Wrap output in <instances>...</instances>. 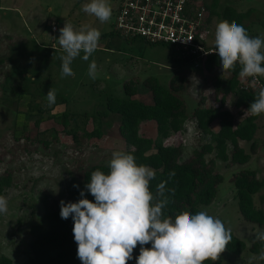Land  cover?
Wrapping results in <instances>:
<instances>
[{
	"label": "rangeland",
	"instance_id": "obj_1",
	"mask_svg": "<svg viewBox=\"0 0 264 264\" xmlns=\"http://www.w3.org/2000/svg\"><path fill=\"white\" fill-rule=\"evenodd\" d=\"M89 2L90 0H0V176L11 175L10 185L0 195L8 202L7 212L0 214V254L17 264L23 263L28 257L29 228L44 223L42 199L47 197L49 200L59 203L63 200L66 203L67 187L71 180H78L83 170L91 165H109L113 153L126 149V144L117 132L118 120L113 115L101 119L102 133L99 138L80 137L79 131V141L67 135L63 126L50 115L64 110L72 113L99 111L102 109L100 104L103 93L121 96V86L129 80L138 83L135 98L147 103L149 97L140 83L147 77H155L160 83L167 84L176 73L185 81L181 97L187 108H194L200 98H204L202 106L207 107L216 103L220 95L213 100L211 86L205 84L204 77L217 75L225 80L230 76L220 68L205 72L201 64L194 69L191 62L176 61L180 58L179 53L171 52L165 45H148L138 41L128 43L118 38L116 34L110 33L118 0H107L111 7V18L105 23L82 10V5ZM210 2L211 0H197V3L205 6L208 14ZM226 6L242 13L247 11L240 25L250 37L264 39V0H217L215 11L219 16H211L207 23L210 31L208 45H215V28L217 23L224 20L220 14ZM65 22L70 23L77 31L82 26L95 28L101 35L98 46L89 59L84 60V53L81 52L70 65L74 75L62 78L61 57L65 53L57 40ZM261 51L264 52V48ZM93 60L97 65L95 79L88 75L89 65ZM261 78L264 79V76ZM238 80L241 85L250 84L247 78L239 77ZM25 82L29 84L28 91L35 92L37 88L45 93L44 99H47L49 89L65 99L49 105L48 101L35 95L34 103H37L36 106L41 108L42 113L33 111L22 119L30 141L25 140L23 134L18 140L13 138L16 111H24L21 102L15 103L14 88ZM40 83L43 88L38 87ZM234 99L232 95L227 96L224 108L231 113L232 121L237 125L244 122L248 113L236 108ZM40 117L42 120L35 125L34 121ZM256 123L255 153L244 165H227L216 159L215 169L223 176V180L217 186L212 203L201 207V211L220 219L227 229L247 245L264 232V228H252L239 217L231 176L239 169L246 168L254 170L258 178L264 177V114L259 115ZM92 125L88 120L86 130L91 131ZM72 126L71 123L69 127ZM211 127L213 130L217 129L215 123ZM16 130L21 131L22 127L19 126ZM138 133L145 138L154 139L155 123L141 122ZM208 139L196 127L195 121L188 119L180 131L163 139L162 144L180 145L181 158L187 159L193 149L200 147ZM40 141H44L46 146L38 143ZM239 145L248 149V144L243 141ZM255 199L259 202L258 196ZM139 254L140 248L132 254L131 261L136 262ZM220 257L226 264H259V258L248 252L239 255L223 252Z\"/></svg>",
	"mask_w": 264,
	"mask_h": 264
},
{
	"label": "trees",
	"instance_id": "obj_2",
	"mask_svg": "<svg viewBox=\"0 0 264 264\" xmlns=\"http://www.w3.org/2000/svg\"><path fill=\"white\" fill-rule=\"evenodd\" d=\"M216 5L217 0H211L207 23L211 16H219L215 11ZM246 12H238L233 7L226 6L220 16L229 23L235 21L240 25L243 17L247 15ZM110 33L116 34L113 27ZM102 36L106 37V34ZM118 38L120 37L118 36ZM124 41L163 45L149 44L139 38ZM167 47L171 52L174 51L171 47ZM179 60L184 63L190 62L188 57L176 59V61ZM201 67L205 72H210L214 68L221 69L218 55L206 57ZM239 71L240 66L237 64L234 70L226 71L230 76L225 80H221L217 75H206L204 77V81L206 80V83H204L211 86L213 100L220 95L216 99V103L207 107L202 106L204 98H200L194 108H187L184 99L181 97L185 81L182 76L176 73L167 84L160 83L155 77H147L140 83L144 93L149 97L147 103L135 98L138 83L129 80L122 84L121 96L102 92V102L100 104L102 109L99 111L72 113L64 110L50 116L57 120L63 126L65 133L71 135L75 141H79L78 134L80 132V137L99 138L102 133L101 119L109 115L115 116L118 120V135L126 144V149L121 153L133 155L138 166L145 165L154 171V179L149 184V189L154 197L152 203L166 201L165 207L162 209V218L174 220L178 214L185 211L193 215L200 212L201 207L211 204L215 199L217 186L223 180V176L215 169L216 159L225 162L227 165H244L255 153L257 148V139L255 138L256 121L259 116H252L248 113L243 123L234 125L231 113L224 108V103L226 97L232 95L235 97V107L242 110V112H246L250 104L256 99L258 92L264 88V79L261 76L257 77L260 87L247 86L246 89H243L241 88L243 85L238 80ZM23 85L14 88L15 103L21 102L24 111L20 113L16 111L13 138L18 140L19 136L23 134V138L30 141V137L25 133L26 125L24 121L22 123V119L24 115L32 114L33 111L37 114L42 113L41 108L36 106L37 103H34L35 95H38L45 102L47 99H44L45 93L38 91L37 88H35V92L28 91L29 84L27 82ZM38 87H42V84L40 83ZM55 97V103L65 100L61 95L56 94ZM5 98L8 101L7 96ZM188 119H193L196 127L209 139L200 147L193 149L189 158L182 159L180 145H163L162 141L173 133L180 131ZM41 120L40 117L34 121V124L36 125ZM88 120L93 124L91 131L86 130L85 125ZM143 121H153L155 123L156 137L154 139L139 135L138 125ZM71 123L73 126L69 127ZM213 123L217 125L216 130L211 127ZM19 126L22 127L21 131L16 130ZM240 141L247 143L248 149L241 147L239 145ZM38 143L43 144V147L46 146L44 141ZM97 170L102 171L104 174L109 173L108 165L101 163L91 165L83 170L78 180H71L68 184L66 203L78 202L81 199V191L85 192L83 198L95 202L94 197L87 192L85 185L90 183L91 174ZM10 180V174L0 176V195L8 188ZM231 181L239 217L252 228L257 230L264 228V177L258 178L254 170L241 168L232 174ZM74 185L78 187H74ZM160 185H163L162 192L158 190ZM255 196H258L259 202H256ZM41 203L44 223L32 225L29 228L28 257L20 264H81V261L77 258V244L74 241L72 231V218L61 219L60 203L56 200H49L44 197ZM231 236L232 239L224 252L229 255L248 252L259 258L261 250L264 249V242L256 238L247 245L232 231ZM144 247L150 248L151 244ZM138 248H140L139 245L133 250V253ZM0 264L17 263L0 254ZM128 264H136V262L129 260ZM204 264L226 263L219 257L216 261L208 260ZM259 264H264V261L259 259Z\"/></svg>",
	"mask_w": 264,
	"mask_h": 264
},
{
	"label": "clouds",
	"instance_id": "obj_3",
	"mask_svg": "<svg viewBox=\"0 0 264 264\" xmlns=\"http://www.w3.org/2000/svg\"><path fill=\"white\" fill-rule=\"evenodd\" d=\"M82 10L101 23L111 18L107 0H90ZM100 32L89 26L74 30L65 22L60 29L58 44L65 55L61 57V77L74 75L70 65L84 53L88 60L96 50ZM215 48L222 72L240 66L241 79L264 76V39L250 37L246 29L235 21L222 20L215 28ZM96 62L88 69L90 78H96ZM49 105L55 103V91L46 94ZM246 113L264 114V88L250 104ZM109 173L94 171L90 183L85 185L93 197L92 202L81 191L78 202L60 201V217L73 220V236L77 244V258L81 264H128L133 250L140 246L136 264H204L216 261L225 251L232 236L223 222L206 211L196 214L182 212L175 219L162 218L166 201L154 199L149 184L154 171L137 165L135 157L121 152L113 153ZM74 187H78L75 186ZM160 192L163 185L158 186ZM7 199L0 196V214L6 213ZM257 239L264 242V232ZM151 244V247H144ZM264 260V249L259 254Z\"/></svg>",
	"mask_w": 264,
	"mask_h": 264
},
{
	"label": "built area",
	"instance_id": "obj_4",
	"mask_svg": "<svg viewBox=\"0 0 264 264\" xmlns=\"http://www.w3.org/2000/svg\"><path fill=\"white\" fill-rule=\"evenodd\" d=\"M207 18L208 10L197 0H118L112 27L123 40L167 45L196 68L206 57L217 55L208 45ZM248 81L241 88L260 87L257 77Z\"/></svg>",
	"mask_w": 264,
	"mask_h": 264
}]
</instances>
